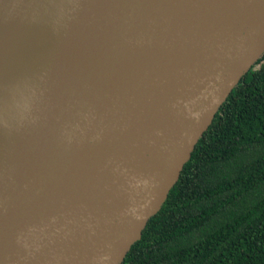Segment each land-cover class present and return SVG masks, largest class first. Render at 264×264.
<instances>
[{
    "label": "water",
    "instance_id": "obj_1",
    "mask_svg": "<svg viewBox=\"0 0 264 264\" xmlns=\"http://www.w3.org/2000/svg\"><path fill=\"white\" fill-rule=\"evenodd\" d=\"M264 0H0V264H119L241 77Z\"/></svg>",
    "mask_w": 264,
    "mask_h": 264
},
{
    "label": "trees",
    "instance_id": "obj_2",
    "mask_svg": "<svg viewBox=\"0 0 264 264\" xmlns=\"http://www.w3.org/2000/svg\"><path fill=\"white\" fill-rule=\"evenodd\" d=\"M119 264H264V53Z\"/></svg>",
    "mask_w": 264,
    "mask_h": 264
}]
</instances>
